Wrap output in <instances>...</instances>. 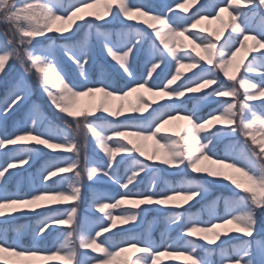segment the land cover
I'll return each instance as SVG.
<instances>
[{"label":"snow or ice","instance_id":"snow-or-ice-1","mask_svg":"<svg viewBox=\"0 0 264 264\" xmlns=\"http://www.w3.org/2000/svg\"><path fill=\"white\" fill-rule=\"evenodd\" d=\"M197 3L0 0V75L20 69L0 99V264H161L165 253L186 264H264V0H214L182 14ZM97 5L103 10H89ZM209 18L222 27L197 31ZM94 41L114 71L96 67ZM34 81L63 126L29 103ZM96 94L97 103L79 106ZM110 98L119 101L114 108ZM173 121L183 123L166 127ZM90 143L101 159L89 155ZM41 153L55 156L27 178L26 190L11 191L10 180ZM161 168L180 179L161 187ZM98 182L119 191L98 187L89 198L87 185ZM209 184L229 195L223 214L215 200L204 205L205 220L189 209ZM153 210L165 213L160 243L150 227L135 231ZM17 215L39 219L10 224Z\"/></svg>","mask_w":264,"mask_h":264},{"label":"rangeland","instance_id":"rangeland-1","mask_svg":"<svg viewBox=\"0 0 264 264\" xmlns=\"http://www.w3.org/2000/svg\"><path fill=\"white\" fill-rule=\"evenodd\" d=\"M63 4L65 6H67L70 3V0H62ZM148 2L150 3H159V0H148ZM178 3L184 4L185 0H177ZM203 3L205 5H212L214 3V0H198V3L196 5H185L186 7H188V12L187 13H182L183 15H191L197 7H199V4ZM89 10H100L102 11V5H97L96 9H89ZM87 11V10H86ZM177 12H180V9H176ZM206 14V13H205ZM222 16L224 17L225 20H228V16L227 13H222ZM119 24V21H113L111 22L109 25L104 26V29L107 31H113L114 30V25ZM208 28L209 31L215 30L218 27H222L220 25V23L218 21L215 20H211V18H209L208 20H204L201 22V24L198 26V28L196 29L197 31L200 28ZM230 29H224L222 34H221V41L227 36L228 31ZM88 31V26L85 25L83 31L80 33L81 36L84 35V33H86ZM94 31V29H93ZM57 43H63V41H57ZM96 44V51L98 53L97 57H96V67H99L100 64H104L106 67V70H112L114 71V69L111 68V65L108 64L107 59L105 58L104 54L102 52L99 51V43L95 42ZM185 43H189V41H185ZM249 45L252 44V41L248 42ZM241 56L243 55V52L240 54ZM250 58V57H249ZM65 67L67 70H70V75L75 79L77 77V73L76 70L72 68L71 64L69 62H65ZM91 71V69H90ZM186 71V70H185ZM186 74L191 75L190 72L186 71ZM20 75V69L18 66H13L11 69L8 70V73L6 76L4 75H0V99H2L4 97V95L6 94L7 91V87L8 85H10L14 80H16ZM135 98V94H133L132 97H129V100H134ZM99 101V94H96L95 97H81L79 98L78 104L81 108L84 107H88L89 104L91 103H97ZM32 102H37L42 106V110L48 114L50 117L54 118L56 120V123L59 124L60 126L64 125V121L58 117L54 116L53 113V109L51 108V106L49 105L48 101L46 100L44 94H42V92L39 89V85L34 81L33 82V94L31 95V99L29 101V103ZM119 103L118 100L115 99H109V104L110 106H112L113 108ZM125 104H127V100L125 101ZM189 106H191L189 104ZM214 107V105H213ZM208 111L207 107H202L201 108V114L203 115L204 113H206ZM145 115H147V113H145ZM18 118L17 113H13L11 116H9L7 118L8 120V131H13L15 128V122ZM182 121H173L171 122L169 125H166V127L168 128H176L178 125L182 124ZM229 143V141L224 140L222 142L219 143L218 145V151H223L225 145ZM147 150L150 152L152 150V142L149 141L147 142ZM88 153L90 156L95 157L96 159H101L102 158V154H98L95 149H94V145L93 144H89L88 145ZM4 154H0V160L3 159ZM55 156V154H52V156H46L44 153L40 154V157L33 162V165L31 168H28L27 171H20L18 174H16L13 178H15V181L10 183V190L11 191H15L18 187L23 186L25 188V190L27 189V178L34 172H36L41 165L43 164L44 160L46 159H51ZM226 171H230V170H226ZM190 170H186V172L184 173L185 178L188 179H192L195 178V174H189ZM150 177H145L143 184H142V188L144 187H148L149 186V181H150ZM157 177L160 180L161 183V187L164 186V181H168V182H173V181H177L180 179L179 176H175L169 172H165L163 170V168H161L160 170H158L157 172ZM23 180L24 184L20 185L18 182ZM98 187H102L105 191H108L110 193H112L113 195H115V193L117 191H119V189L111 184L110 182H98L96 185H87V196L90 198L91 196V192ZM208 193L206 194L205 200L201 201L200 204H197L194 208H190L189 211L192 213H199L201 215L202 219H207V213L202 211L203 207L205 204H207L208 202H211L213 200L217 201V210L220 214L224 213V199H226L229 195V191L228 189L224 186V185H208ZM85 209H87L88 207V202L86 199V202L83 206ZM116 214H118L119 210H115ZM84 213H82L83 215ZM88 215H93L92 213H87ZM165 213L162 212H158V211H149L148 213L145 214V220H144V226L143 228H138L135 231L137 232V234H139L141 231H143L144 229H147L150 227V231H151V235L154 241H156L157 243L162 242V233H163V217H164ZM39 218L36 217L35 215H28V216H23V215H17L16 219L13 221H10L9 223L12 225H23L25 228H28L29 226H34L37 222ZM262 227H264V225H262ZM218 231H223V229H217ZM177 231H174L172 233H170L173 237H175L177 235ZM9 237H11L13 235L12 232L8 233ZM55 233L53 234V236L49 237V241H52L55 239ZM124 235H126L125 233H117L115 238L116 239H120L121 237H123ZM169 234L168 233H164V239H167V236ZM211 235V234H209ZM31 239V231L29 230L25 236V240L26 241H30ZM198 243H200L199 241H197ZM48 246H51V244L49 243ZM130 253H125V255H129ZM214 259L218 260V257H214ZM159 260L161 262V264H186L187 262V258L183 257V256H179V255H173V254H169V253H165L163 255H161L159 257ZM32 264H37L36 261H33Z\"/></svg>","mask_w":264,"mask_h":264},{"label":"trees","instance_id":"trees-1","mask_svg":"<svg viewBox=\"0 0 264 264\" xmlns=\"http://www.w3.org/2000/svg\"><path fill=\"white\" fill-rule=\"evenodd\" d=\"M15 181V178H12L11 180H10V183H12V182H14ZM198 243V242H197Z\"/></svg>","mask_w":264,"mask_h":264}]
</instances>
